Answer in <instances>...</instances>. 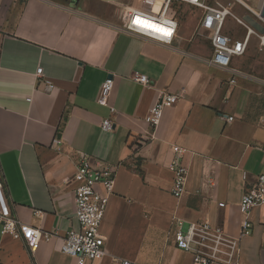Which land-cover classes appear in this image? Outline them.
Segmentation results:
<instances>
[{
    "label": "crops",
    "instance_id": "obj_1",
    "mask_svg": "<svg viewBox=\"0 0 264 264\" xmlns=\"http://www.w3.org/2000/svg\"><path fill=\"white\" fill-rule=\"evenodd\" d=\"M81 1L0 0V179L16 222L43 233L32 246L20 228L16 236L0 225V264L76 263L61 245L77 228L81 161L114 172L100 225L105 253L88 264H193L175 244L177 223L184 232L207 221L238 237L240 197L264 170V66L247 52L229 70L211 66L210 33L197 21H179L165 45L121 28L126 2ZM107 76L114 112L96 101ZM162 92L178 101L151 128L145 117ZM107 118L112 130L101 128ZM177 147L188 171L179 197L169 169ZM248 218L239 262L264 264V204Z\"/></svg>",
    "mask_w": 264,
    "mask_h": 264
},
{
    "label": "built area",
    "instance_id": "obj_2",
    "mask_svg": "<svg viewBox=\"0 0 264 264\" xmlns=\"http://www.w3.org/2000/svg\"><path fill=\"white\" fill-rule=\"evenodd\" d=\"M174 2L199 9L200 15L196 29L210 33L209 43L212 55L208 62L211 66L229 70L235 58L246 54L252 38L257 39L260 48H264V0H252L253 7L248 5L251 0H228L226 2L220 0H164L158 13L127 5L124 7V14L120 21L121 28L129 33L170 45L174 41L179 26L178 18L170 11ZM236 4L242 6L256 22L260 23L262 32L245 21L243 15L235 12ZM229 20L243 28L241 36L233 34L231 30H226ZM35 73L37 77L44 78L42 68H37ZM132 79L142 84L149 83L144 74L134 73ZM43 82L45 90H52L53 84L50 80L44 79ZM228 82L233 83L234 78H230ZM113 85V79L107 76L96 98L97 103L109 107L110 112H114L109 104ZM177 101L176 95L163 92L158 94L155 103L148 110L145 122L151 128H155L162 117L163 110ZM227 120H232V117ZM101 128L112 130L111 120L104 119L101 122ZM182 154V148H175L169 162V169L173 174L171 193L175 197L185 192V179L188 171L182 161ZM73 179L76 182L74 217L77 228H71L66 232L61 251L75 258V264H88L100 259L105 253V240L100 234V225L105 215L108 197L112 192L114 172L108 167L96 168L86 161H81L77 165ZM96 183L103 185L104 193L95 189ZM261 204H264V170L257 175L255 183L246 188L240 197L239 210L243 214V220L238 237L229 235L221 226L212 225L207 221L191 222L187 230L183 232L179 228V222L175 231V244L179 249L190 254L193 264H240L238 257L240 238L248 235L252 228V223L248 218L249 212L253 207ZM219 205L224 204L219 203ZM0 225L2 232H13L16 236L18 235L17 228H20L32 246L36 245L43 235L42 232L25 229L13 218L1 179ZM117 264L137 263L120 258Z\"/></svg>",
    "mask_w": 264,
    "mask_h": 264
},
{
    "label": "rangeland",
    "instance_id": "obj_3",
    "mask_svg": "<svg viewBox=\"0 0 264 264\" xmlns=\"http://www.w3.org/2000/svg\"><path fill=\"white\" fill-rule=\"evenodd\" d=\"M106 1L107 2L109 1H118V2L122 1L123 2L124 1L126 2V6L133 5V6L149 9L152 11H159L164 3V0H82L81 2L82 3L93 2V3H96L97 5L99 3H105ZM220 1L226 2L228 0H220ZM253 5L254 4L251 0L250 6L252 7ZM94 8H97V7L95 6ZM234 10L237 14L243 15L244 17H249V19H252L254 22H256L254 18L252 17V15L247 10H245L242 6L236 4L234 6ZM170 11H171V14H174L178 18L179 21L185 20L186 23L191 28H195L196 21L200 15L199 9L186 5V4H178L177 2H174L172 4ZM256 23L260 26V23L258 22ZM228 27H230L232 33L237 36H241L243 34V28L233 23V21L231 20H229L228 22ZM261 49H264V48L259 47L257 39L252 38L250 41L249 48L247 50V56L250 57L251 59H258L259 60L258 64L260 63L261 66H264V57L260 55Z\"/></svg>",
    "mask_w": 264,
    "mask_h": 264
},
{
    "label": "water",
    "instance_id": "obj_4",
    "mask_svg": "<svg viewBox=\"0 0 264 264\" xmlns=\"http://www.w3.org/2000/svg\"><path fill=\"white\" fill-rule=\"evenodd\" d=\"M245 21H247L250 25H252L254 28H256L259 32H262L261 25L259 26L256 22H254L252 19H249V17H244Z\"/></svg>",
    "mask_w": 264,
    "mask_h": 264
},
{
    "label": "bare ground",
    "instance_id": "obj_5",
    "mask_svg": "<svg viewBox=\"0 0 264 264\" xmlns=\"http://www.w3.org/2000/svg\"><path fill=\"white\" fill-rule=\"evenodd\" d=\"M254 4V3H253ZM248 5H250V2H248ZM253 7V6H252Z\"/></svg>",
    "mask_w": 264,
    "mask_h": 264
}]
</instances>
